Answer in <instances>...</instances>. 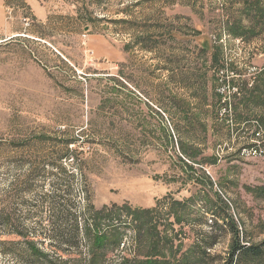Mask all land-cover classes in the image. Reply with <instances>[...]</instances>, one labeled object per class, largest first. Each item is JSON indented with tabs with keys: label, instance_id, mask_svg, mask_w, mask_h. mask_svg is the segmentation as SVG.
Instances as JSON below:
<instances>
[{
	"label": "rangeland",
	"instance_id": "1",
	"mask_svg": "<svg viewBox=\"0 0 264 264\" xmlns=\"http://www.w3.org/2000/svg\"><path fill=\"white\" fill-rule=\"evenodd\" d=\"M263 186L264 0H0V264H89L93 209L127 222L106 264L146 259L135 209L171 264H227L215 196L260 245Z\"/></svg>",
	"mask_w": 264,
	"mask_h": 264
},
{
	"label": "trees",
	"instance_id": "2",
	"mask_svg": "<svg viewBox=\"0 0 264 264\" xmlns=\"http://www.w3.org/2000/svg\"><path fill=\"white\" fill-rule=\"evenodd\" d=\"M75 151H72L74 155ZM258 196L264 199V186L257 188ZM218 205L224 209L223 214L214 213L212 211V215L216 217L215 225L219 226V222H223V225L219 227H227L228 233L231 235V245L230 252L227 258V264H242L243 261H251L256 258H264V242L260 245L252 244L251 242L242 241L241 232H240V222H238L231 214H228L227 210L229 205L220 198L219 194H216ZM106 209L102 210H94L92 213L86 215L83 219L82 230L86 236L87 245L89 247V264H106L108 257L110 254L117 252L123 243V234L119 230L120 227L123 226V223L127 225V222H117V218H113L112 216L104 217L101 214H104ZM131 211V210H130ZM226 211V212H225ZM156 209H135L132 213L134 216L131 219L130 225L135 230V240L133 242V246L137 247L136 244L139 245L141 238V231L143 227L145 228V238L148 241L151 249L146 255V259L138 260L136 258L131 259L130 257H120L121 262L115 264H171L169 258L171 256L176 257V251L174 250L173 245H169V247L164 251L162 249V244L168 243L166 238H164L162 234V240L156 239V236L159 237L160 232H158V226L154 224V214ZM145 215L146 219L141 221V216ZM218 216V217H217ZM220 220V221H219ZM75 224V233L77 235L81 230V222L79 220L74 221ZM142 225V226H141ZM166 234V230L164 235ZM27 238H30L28 235L22 234ZM161 237V236H160ZM30 245H28V251L32 256L36 257L38 261L48 264L50 261L47 259L46 255L39 250L35 246L34 240ZM158 245V246H157ZM125 246V244L123 245ZM159 253V254H158ZM175 253V254H174ZM56 259L55 263L50 264H66V260ZM79 259V258H75ZM109 264H114L113 262ZM191 264H193L191 262Z\"/></svg>",
	"mask_w": 264,
	"mask_h": 264
}]
</instances>
